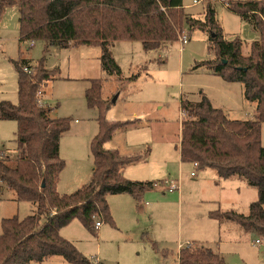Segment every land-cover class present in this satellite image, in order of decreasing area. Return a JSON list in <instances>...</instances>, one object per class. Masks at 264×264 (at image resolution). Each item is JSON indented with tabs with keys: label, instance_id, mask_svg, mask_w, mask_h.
Masks as SVG:
<instances>
[{
	"label": "rangeland",
	"instance_id": "rangeland-1",
	"mask_svg": "<svg viewBox=\"0 0 264 264\" xmlns=\"http://www.w3.org/2000/svg\"><path fill=\"white\" fill-rule=\"evenodd\" d=\"M206 3L212 4L224 38L238 40L241 54L249 55L261 34L223 1L182 0V11L203 19ZM18 17L12 4L0 13V101L18 102L14 62L19 58L29 61L30 73L39 64L51 73L41 85L40 103L52 109V116L69 118V128L59 140V156L65 163L57 181L60 194L81 187L92 173L90 142L98 131L97 110L86 105L84 95L91 79L101 80L100 95L110 103L109 119H140L114 130L105 146L136 156V162L121 169L122 175L153 181V187L139 200L125 193L107 194L112 223L95 217L100 226L88 229L74 218L59 230L88 259L85 264H178V250L193 241L218 250L225 264H264L262 238L234 221L209 216L214 209L246 215L257 198L256 188L237 176L220 178L215 169L181 161L179 155L182 101H198L204 95L230 119H250L255 113V102L244 98L241 82L227 81L203 63L215 58L209 32L185 24L176 41L148 50L139 40H115L110 52L121 70L117 76L101 68L98 45L60 48L41 39L33 40V45L31 40L19 41ZM183 33L187 41L182 44ZM16 134L17 122L0 118V154H15ZM260 141L264 146V122ZM172 182L177 188L170 190ZM15 197L0 181V232L2 218L22 219L35 212L34 203ZM29 264L71 263L56 255Z\"/></svg>",
	"mask_w": 264,
	"mask_h": 264
},
{
	"label": "trees",
	"instance_id": "trees-1",
	"mask_svg": "<svg viewBox=\"0 0 264 264\" xmlns=\"http://www.w3.org/2000/svg\"><path fill=\"white\" fill-rule=\"evenodd\" d=\"M10 4L19 11V41L41 39L60 48L98 45L101 68L108 75L121 74L110 52L115 40H139L148 50L176 41L185 24L189 29L208 31L215 58L203 63L223 79L241 82L244 98L255 102V113L250 119H230L204 95L198 101H182L180 159L213 168L220 178L237 176L255 187L257 198L250 202L246 215L214 209L209 216L234 221L264 241V146L260 141L264 122V0H228L225 4L242 19L250 20L261 34L247 56L241 54L238 40L224 38L210 3H206L203 19L185 14L182 0H0V13ZM14 66L18 102L0 101V118L17 122V146L12 156L0 154V181L14 191L17 201L34 203L35 212L22 219H1L0 264H29L56 255L71 264H85L88 259L59 230L74 218L88 229L95 228V217L112 223L107 194L125 193L139 200L153 187V181H135L122 175L121 169L136 162V156L121 155L116 148L105 146L114 130L140 119H109L106 111L110 103L100 95L101 80L91 79L84 95L86 105L97 110L98 131L90 142L92 173L81 187L60 194L57 181L65 163L59 156V140L69 128V118L52 116V109L38 102L37 93L52 77L50 72L40 64L33 73L24 71L30 64L23 58ZM177 263L225 264L218 250L194 241L178 250Z\"/></svg>",
	"mask_w": 264,
	"mask_h": 264
},
{
	"label": "built area",
	"instance_id": "built-area-1",
	"mask_svg": "<svg viewBox=\"0 0 264 264\" xmlns=\"http://www.w3.org/2000/svg\"><path fill=\"white\" fill-rule=\"evenodd\" d=\"M221 1H223L224 3H226V0H221ZM193 2L194 3H196V2H198V0H193ZM180 41H181V43L183 44V43H185L186 41H187V35L185 34V33H183L181 36H180ZM33 41L31 40V42H30V44L31 45H33ZM31 69V68H30ZM30 69H29V67H24V71H26V72H30ZM39 94H40V91L37 93V96L39 97ZM38 102L40 103V100L38 99ZM195 164V163H194ZM196 165V164H195ZM177 188V185L175 184V183H171L170 184V187H169V189L171 190V189H176ZM100 224H101V221H99V220H96L95 221V228H98L99 226H100ZM255 242H259V240H255Z\"/></svg>",
	"mask_w": 264,
	"mask_h": 264
},
{
	"label": "crops",
	"instance_id": "crops-1",
	"mask_svg": "<svg viewBox=\"0 0 264 264\" xmlns=\"http://www.w3.org/2000/svg\"><path fill=\"white\" fill-rule=\"evenodd\" d=\"M174 183V182H173Z\"/></svg>",
	"mask_w": 264,
	"mask_h": 264
}]
</instances>
